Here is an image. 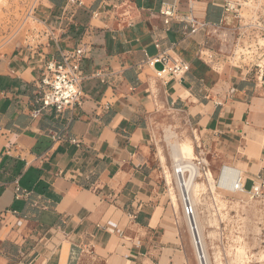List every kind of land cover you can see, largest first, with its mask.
<instances>
[{"label":"crops","instance_id":"crops-1","mask_svg":"<svg viewBox=\"0 0 264 264\" xmlns=\"http://www.w3.org/2000/svg\"><path fill=\"white\" fill-rule=\"evenodd\" d=\"M81 1L65 13L63 0H42L49 42L0 63V264H194L151 165L156 112L167 105L183 114L211 141L217 164L239 168L250 190L264 180V75L215 68L200 57L205 37L183 41L178 26L166 34L159 11L173 0ZM221 3L199 0L200 17L220 22ZM102 4L107 13L92 19ZM159 36L190 63L182 81L165 85L150 68L138 71ZM82 38L93 46L85 72L116 73L114 86L88 79L79 116L33 118L42 62Z\"/></svg>","mask_w":264,"mask_h":264},{"label":"rangeland","instance_id":"rangeland-1","mask_svg":"<svg viewBox=\"0 0 264 264\" xmlns=\"http://www.w3.org/2000/svg\"><path fill=\"white\" fill-rule=\"evenodd\" d=\"M41 1L0 0V63L16 50L40 47L49 42L48 38H44L48 33L47 24L38 13ZM234 43L227 36L221 40L212 39L208 47L219 54V63H224L234 53ZM250 45L247 43V47ZM241 49L237 51L242 53ZM156 113L151 137V165L163 174L165 181L161 182L165 185L164 191L168 199L173 201L176 213L184 223L193 263L199 264L183 213L178 178L174 173V145H191L194 149V155L185 160L184 166L195 164L198 176L190 167L184 175L187 181L193 177L201 185L196 211L201 220L211 263L264 264V198L252 199L248 194L223 192L218 188H223L224 183L211 184L204 175V169L212 173L216 181L222 174L241 170L229 165L219 166L218 154L210 151L211 141L192 127L183 114L167 105ZM198 161H202L203 165L198 166ZM224 166L227 167L222 169Z\"/></svg>","mask_w":264,"mask_h":264},{"label":"built area","instance_id":"built-area-1","mask_svg":"<svg viewBox=\"0 0 264 264\" xmlns=\"http://www.w3.org/2000/svg\"><path fill=\"white\" fill-rule=\"evenodd\" d=\"M63 1L66 3L65 13L73 8L85 7V3L81 0ZM187 1L186 12L181 8L182 0L162 2L159 14L166 34L178 26L183 41L191 40L199 35L205 37L208 42L230 36V39L235 42L236 49L226 62L219 63V54L211 50L206 41L202 44L205 50L200 53V57L206 58L215 68L244 65L249 72L258 69L262 76L264 75V0H222V19L218 23L200 17L197 10L199 0ZM105 9L106 5L102 4L92 12V19H101L107 13ZM247 43L251 45L247 47ZM154 47L156 55L137 65L138 71H142L145 67L150 68L155 77L165 85L170 80L182 81L189 73L191 66L177 52L176 43L159 36L154 42ZM237 49H241L242 53ZM92 50V43L82 38L73 50L61 52L60 59L52 57L42 62L37 84L38 94L34 100L35 108L32 112L33 118L36 119L44 113L51 112L57 116H63L67 112L79 116L86 100L83 84L88 79H96L104 85L114 86L116 73L100 69L92 74L85 72L83 64L90 58ZM157 64H161L163 70H158ZM62 139L61 136H55L57 142ZM72 142L76 143L74 140ZM197 165L202 166L203 162L198 161ZM225 167L227 166L222 169ZM208 173L209 171L204 169L206 177ZM245 182L242 172H232L223 184L224 187L218 189L223 192L249 194L252 199L264 198V180H260L258 184L254 183L250 190L246 189ZM182 204L184 216L189 220L194 218L196 209L190 201L183 197ZM2 216L3 214H0V217Z\"/></svg>","mask_w":264,"mask_h":264},{"label":"bare ground","instance_id":"bare-ground-1","mask_svg":"<svg viewBox=\"0 0 264 264\" xmlns=\"http://www.w3.org/2000/svg\"><path fill=\"white\" fill-rule=\"evenodd\" d=\"M193 155H194V149L191 145H174L173 146V158L176 162L174 173L176 175L175 177L178 178V187L180 190L181 199H183V197L188 199L190 203L192 204V206L196 209L198 189L199 187H201V185L196 183V181L193 180V177L189 181H187L184 175L185 170L190 167L193 170H195L194 173L195 175L197 174L198 176V172H196L195 164H192L191 166H188V165L184 166L186 165L185 160H189V157ZM230 174H231V171L228 174L220 175L218 181H216V178L213 177L212 173H208L207 178L211 184H215L216 182L225 183L226 179L229 177ZM185 218H186V221L189 227L190 238L193 244L192 246L195 249L196 259L198 263L199 264H212L211 261L208 259L207 245L205 243L203 227L201 225V220L199 218L197 211H195L194 218H190V220L187 217ZM239 263L240 262H237V264Z\"/></svg>","mask_w":264,"mask_h":264},{"label":"water","instance_id":"water-1","mask_svg":"<svg viewBox=\"0 0 264 264\" xmlns=\"http://www.w3.org/2000/svg\"><path fill=\"white\" fill-rule=\"evenodd\" d=\"M156 68H157L158 70H163V66H162L161 64H157V65H156Z\"/></svg>","mask_w":264,"mask_h":264}]
</instances>
